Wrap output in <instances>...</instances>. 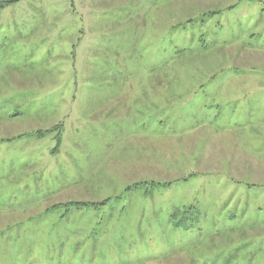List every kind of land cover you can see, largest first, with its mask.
Listing matches in <instances>:
<instances>
[{
  "label": "rangeland",
  "instance_id": "1",
  "mask_svg": "<svg viewBox=\"0 0 264 264\" xmlns=\"http://www.w3.org/2000/svg\"><path fill=\"white\" fill-rule=\"evenodd\" d=\"M0 2V264H264V0Z\"/></svg>",
  "mask_w": 264,
  "mask_h": 264
},
{
  "label": "trees",
  "instance_id": "2",
  "mask_svg": "<svg viewBox=\"0 0 264 264\" xmlns=\"http://www.w3.org/2000/svg\"><path fill=\"white\" fill-rule=\"evenodd\" d=\"M10 2H0V8H3L5 5L9 4ZM62 125L56 127L57 132L59 133L57 136V147L55 149V151H58V147L61 145L62 143V136L60 134V129H61ZM71 205V204H70ZM75 205H79V206H89V205H95V204H87V203H77ZM101 205V204H100ZM180 213V212H179ZM174 214V227L176 229H182L185 231H189L191 229H193L195 226H197L198 224H200V213L196 214V217L194 216L195 214L192 213V211L188 210L185 211L183 214ZM187 254H181L178 256H167L166 259L164 260H172V259H176L179 258L181 256H184Z\"/></svg>",
  "mask_w": 264,
  "mask_h": 264
}]
</instances>
